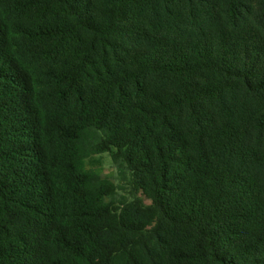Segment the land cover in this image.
<instances>
[{
  "label": "trees",
  "instance_id": "1",
  "mask_svg": "<svg viewBox=\"0 0 264 264\" xmlns=\"http://www.w3.org/2000/svg\"><path fill=\"white\" fill-rule=\"evenodd\" d=\"M212 136L264 165V0H0V264H264L259 179Z\"/></svg>",
  "mask_w": 264,
  "mask_h": 264
},
{
  "label": "rangeland",
  "instance_id": "2",
  "mask_svg": "<svg viewBox=\"0 0 264 264\" xmlns=\"http://www.w3.org/2000/svg\"><path fill=\"white\" fill-rule=\"evenodd\" d=\"M53 11H46L42 16L35 17L36 19H39L41 21H47L52 22L53 15L51 14ZM56 12V11H55ZM88 38V37H86ZM70 44H75V38L71 41ZM216 78H218L216 75H213ZM156 81V77L154 75H147L146 82L149 84H152ZM90 85L96 86L98 92L100 93L102 90H100V87L98 83L94 79L89 80ZM88 83V84H89ZM129 89L132 93V95H136L137 89L134 86L133 83L129 85ZM239 89L235 87L233 84H229L226 86L222 91V96L226 97L231 102V97H236L240 95L238 92ZM213 99V102L217 101L216 98H210ZM136 101V96L132 99V103ZM130 101L125 103V107H129ZM212 136V139L206 140L209 150L211 153L210 156H212L214 159L222 162L224 165L240 169L244 171L246 174L247 172L252 176H256L257 179H259V191L264 196V165H262L261 168H254L248 161L251 159V157H243L241 156V152L243 149H245V146L247 144H252V142L247 139L246 142L243 144L234 143L233 140H225V137L219 136L214 138ZM194 143V140L191 139ZM115 150V148H112ZM84 157V167L87 170H91L97 175H99L102 178H106L109 181H111L115 186V195H114V201L116 202H129L131 200L130 190V172L123 168V166H120L116 164L112 157L110 152L108 151H101L96 152L92 151L89 148H85L83 150ZM245 155L248 153V151L244 152ZM248 175V174H247ZM138 195L142 196L141 193L138 192ZM143 200L145 203H149V200L145 197H143ZM120 203V205H121ZM203 264H209L204 262Z\"/></svg>",
  "mask_w": 264,
  "mask_h": 264
}]
</instances>
